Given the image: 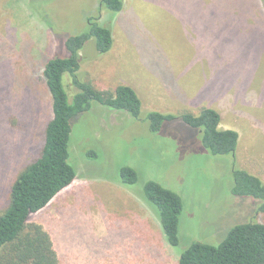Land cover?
<instances>
[{"label": "rangeland", "instance_id": "374dc122", "mask_svg": "<svg viewBox=\"0 0 264 264\" xmlns=\"http://www.w3.org/2000/svg\"><path fill=\"white\" fill-rule=\"evenodd\" d=\"M100 0H0V215L11 186L40 153L53 118L44 67L67 55L69 33L99 16L115 38L97 55L92 39L81 74L100 91L131 85L140 120L94 103L73 126L77 179L30 224L52 237L61 264H179L195 242L218 245L237 224L264 223L258 202L233 196V163L264 181V3L261 0H124L120 14ZM70 99L78 92L65 77ZM84 81V80H83ZM217 110L239 133L236 156H213L181 121L150 130L151 112ZM98 151V159L86 156ZM131 167L138 182L125 185ZM154 181L184 201L180 245L163 234L144 187Z\"/></svg>", "mask_w": 264, "mask_h": 264}, {"label": "trees", "instance_id": "16d2710c", "mask_svg": "<svg viewBox=\"0 0 264 264\" xmlns=\"http://www.w3.org/2000/svg\"><path fill=\"white\" fill-rule=\"evenodd\" d=\"M124 5V0H100L99 11L120 14ZM86 23L85 32L69 33L65 37L67 55H56L44 67L53 118L46 127L42 150L16 176L10 190V204L0 215V264H61L52 237L41 225L30 224V219L77 179V169L70 156L75 120L90 112L94 103L141 119L143 102L131 85H119L113 92H104L82 77V52L89 41L95 40L97 55L109 53L114 46L112 27L100 22V14L87 17ZM67 76L78 90L71 99L65 82ZM147 119L154 133L161 132L166 124L181 121L199 133L211 155L235 159L239 133L222 129V117L215 109L205 108L199 114L186 112L178 116L151 112ZM98 154L90 150L86 156L98 159ZM233 165V196L257 201V212L264 214V181ZM120 175L125 185H134L139 180L137 171L131 167L122 168ZM144 194L159 213L168 243L177 248L185 209L183 198L154 181L146 183ZM225 236L218 245L193 243L181 254L179 264H264V223L237 224Z\"/></svg>", "mask_w": 264, "mask_h": 264}, {"label": "crops", "instance_id": "0c3cea01", "mask_svg": "<svg viewBox=\"0 0 264 264\" xmlns=\"http://www.w3.org/2000/svg\"><path fill=\"white\" fill-rule=\"evenodd\" d=\"M114 42H115V38H114Z\"/></svg>", "mask_w": 264, "mask_h": 264}]
</instances>
